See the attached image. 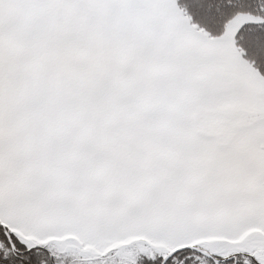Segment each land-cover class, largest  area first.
Here are the masks:
<instances>
[{
    "label": "snow or ice",
    "instance_id": "1",
    "mask_svg": "<svg viewBox=\"0 0 264 264\" xmlns=\"http://www.w3.org/2000/svg\"><path fill=\"white\" fill-rule=\"evenodd\" d=\"M0 264H264V0H0Z\"/></svg>",
    "mask_w": 264,
    "mask_h": 264
}]
</instances>
